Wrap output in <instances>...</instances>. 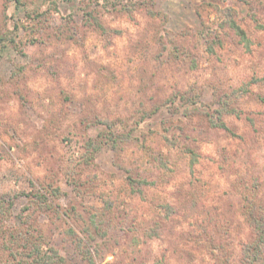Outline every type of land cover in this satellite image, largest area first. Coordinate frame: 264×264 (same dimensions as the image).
Masks as SVG:
<instances>
[{
  "label": "rangeland",
  "instance_id": "obj_1",
  "mask_svg": "<svg viewBox=\"0 0 264 264\" xmlns=\"http://www.w3.org/2000/svg\"><path fill=\"white\" fill-rule=\"evenodd\" d=\"M18 1L0 264H264V0Z\"/></svg>",
  "mask_w": 264,
  "mask_h": 264
},
{
  "label": "trees",
  "instance_id": "obj_2",
  "mask_svg": "<svg viewBox=\"0 0 264 264\" xmlns=\"http://www.w3.org/2000/svg\"><path fill=\"white\" fill-rule=\"evenodd\" d=\"M9 1H14L15 3L19 4L18 0H9ZM227 11H229V9H227ZM228 25L237 35H239L241 37V39H243V40L245 39V34H244L243 30L235 23V21L229 15H228ZM262 80H264V78ZM135 124H137V122ZM219 126L222 127L223 129L226 128L222 122H220ZM87 145L93 146L92 142L90 143L89 141L87 142ZM39 197L43 200H46L45 197L41 194L39 195ZM9 205H11V203ZM8 215H9L8 209H6L2 205H0V221L3 217H6ZM245 252L247 255V258H245V264H254V262L259 260V248H258V246L248 247L245 250Z\"/></svg>",
  "mask_w": 264,
  "mask_h": 264
}]
</instances>
